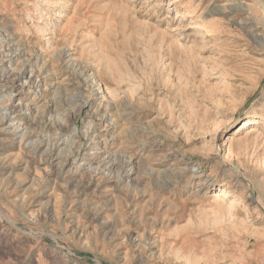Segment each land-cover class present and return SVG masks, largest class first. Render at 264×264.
<instances>
[{
	"label": "rangeland",
	"instance_id": "rangeland-1",
	"mask_svg": "<svg viewBox=\"0 0 264 264\" xmlns=\"http://www.w3.org/2000/svg\"><path fill=\"white\" fill-rule=\"evenodd\" d=\"M0 264H264V0H0Z\"/></svg>",
	"mask_w": 264,
	"mask_h": 264
},
{
	"label": "bare ground",
	"instance_id": "bare-ground-1",
	"mask_svg": "<svg viewBox=\"0 0 264 264\" xmlns=\"http://www.w3.org/2000/svg\"><path fill=\"white\" fill-rule=\"evenodd\" d=\"M246 125H248L247 122H244L243 125H241L240 127H238L236 130L233 131V133L230 135V139H229V142H230V145H232L235 141H237L239 138H240V135L242 133H244L245 131H247L245 133V135L247 136H251L255 133L258 132L257 128L255 126H248L247 128L245 127ZM220 195L216 194V198H218Z\"/></svg>",
	"mask_w": 264,
	"mask_h": 264
}]
</instances>
